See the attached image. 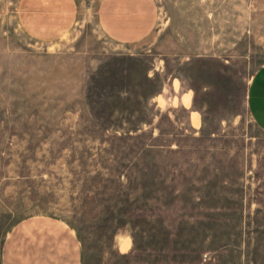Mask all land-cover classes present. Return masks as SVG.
I'll return each instance as SVG.
<instances>
[{
	"label": "rangeland",
	"instance_id": "rangeland-1",
	"mask_svg": "<svg viewBox=\"0 0 264 264\" xmlns=\"http://www.w3.org/2000/svg\"><path fill=\"white\" fill-rule=\"evenodd\" d=\"M0 0V258L10 229L68 223L82 264H264V131L248 108L264 0H155L120 43L102 0L50 41ZM1 264V260H0Z\"/></svg>",
	"mask_w": 264,
	"mask_h": 264
},
{
	"label": "crops",
	"instance_id": "crops-1",
	"mask_svg": "<svg viewBox=\"0 0 264 264\" xmlns=\"http://www.w3.org/2000/svg\"><path fill=\"white\" fill-rule=\"evenodd\" d=\"M19 19L30 35L50 41L69 33L76 21L74 0H21ZM0 7V24H1ZM100 24L120 43L148 38L158 21L155 0H102ZM248 108L264 131V65L253 77ZM1 264H82L83 247L78 234L65 221L36 216L11 228L1 248Z\"/></svg>",
	"mask_w": 264,
	"mask_h": 264
}]
</instances>
